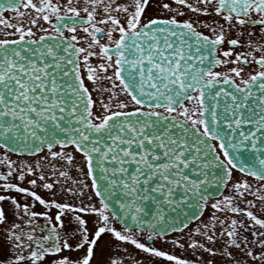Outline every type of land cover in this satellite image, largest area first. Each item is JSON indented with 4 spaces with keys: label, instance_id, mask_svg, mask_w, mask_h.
Here are the masks:
<instances>
[{
    "label": "snow or ice",
    "instance_id": "snow-or-ice-1",
    "mask_svg": "<svg viewBox=\"0 0 264 264\" xmlns=\"http://www.w3.org/2000/svg\"><path fill=\"white\" fill-rule=\"evenodd\" d=\"M0 26V264H264V0H0Z\"/></svg>",
    "mask_w": 264,
    "mask_h": 264
},
{
    "label": "flooded vegetation",
    "instance_id": "flooded-vegetation-1",
    "mask_svg": "<svg viewBox=\"0 0 264 264\" xmlns=\"http://www.w3.org/2000/svg\"><path fill=\"white\" fill-rule=\"evenodd\" d=\"M61 2H63V0H61ZM117 2H121V3H123V2H130V0H117ZM152 2L153 3H155L156 2V0H152ZM12 14H14V13H12V12H9V11H5L4 13H3V15H4V17H6V18H10V17H12L13 15ZM83 14V13H82ZM148 14L149 15H158V12H156L154 9H149V12H148ZM168 13H165V15H167ZM187 15H191V13H187ZM179 19H184V18H186V17H178ZM201 19H206L205 17H201ZM24 20H25V22H27V20H28V17L26 16V17H24ZM18 21H16V20H12V23H17ZM40 24H42L43 22L42 21H40L39 22ZM45 27L47 26V25H44ZM99 26V25H98ZM36 29H34V31H35ZM201 31H204L205 33H207V29H204V28H201L200 29ZM39 34V33H38ZM67 34V33H66ZM77 35L78 36H84L85 34L82 32V31H78V33H77ZM117 34H115L114 33V37L116 36ZM90 42V41H89ZM107 42V38L106 37H104V38H102L101 39V43H106ZM80 46H86V44H85V41H83V40H81L80 42ZM224 48L226 49L227 48V44L225 43V45H224ZM94 51H96L97 53L99 52V48L98 47H96L95 49H93ZM242 49H240V48H237V49H235L234 51H241ZM257 55H259V53H257ZM233 57H229V59L231 60ZM90 62L92 63V64H99V63H101L102 61H101V59H100V57L97 55V56H93V57H90ZM234 65H232L231 63H229V64H227V65H220V66H217L216 68H215V70L216 71H227V69L228 68H231V67H233ZM256 66L255 65H250V66H248V67H245V69H244V71H245V73H248V72H250V71H252L254 68H255ZM86 80L87 79H85V82H86ZM93 95V94H92ZM67 151H72L73 153H74V165H73V167L70 169V175L73 177V178H82V177H80V174L75 170V164H80V166L83 168V164H81L80 163V161H81V156H80V154L79 153H75V151H74V149H72L71 147H69L68 149H67ZM13 159H17V157H13ZM20 159H28V160H33V159H35V157H20ZM85 171H86V169H85ZM235 175H237V176H240V174L238 173V172H234L233 173V178H234V176ZM249 179V182L250 183H254V181H252V179L251 178H248ZM85 182L86 183H88L89 185H90V180H85ZM24 184L26 185V181L24 182ZM224 194H228V188H225L224 190ZM13 195H15V193H12ZM43 194V193H42ZM88 194H91V189H90V187H89V190H88ZM57 199H61V200H63V199H66V200H68L69 202H77L78 203V201H74L73 200V198L71 197V196H66V195H64V194H61L60 196H58L57 197ZM245 199H252V197L251 196H247V197H245ZM92 202L93 203H97V198L93 195V197H92ZM241 206H243V205H241ZM35 210H42L41 209V206H39L38 204H37V206H36V209ZM210 212H211V209L209 208V209H206L205 210V212H204V216H203V218H207L208 217V215L210 214ZM86 219H92V218H94V217H85ZM117 227H119V224H117L116 225ZM193 225H189V228H191ZM187 231V230H186ZM173 236H177V235H180L179 233H173L172 234ZM158 247H161L162 249H167L168 251H170V252H174L175 254H177V255H183V256H190V253H188V252H184L183 250H181V249H179V248H174L173 246H171V245H168V244H164L163 242H160V243H158V245H157ZM156 264H167V262H165V261H163V260H157L156 261Z\"/></svg>",
    "mask_w": 264,
    "mask_h": 264
},
{
    "label": "rangeland",
    "instance_id": "rangeland-1",
    "mask_svg": "<svg viewBox=\"0 0 264 264\" xmlns=\"http://www.w3.org/2000/svg\"><path fill=\"white\" fill-rule=\"evenodd\" d=\"M12 15H14V14H12ZM5 18H6V17H5ZM0 27H2V26H0ZM5 31H12V30H11V29H5ZM0 38H3V33H2V32H0ZM85 83H86V85H87L90 89L92 88V84H91V82H89V81L86 80ZM105 86H106V82H105ZM92 94H93V98L96 99L97 94H96L95 92H93ZM80 163L83 164V162H82V158H81ZM238 177H239V176L235 175L234 178H233V180L237 179ZM246 197H247V196H246ZM107 241H108V237L105 236L103 239L100 240V244H101V245H104ZM130 250H131V249H130ZM72 255H76V253H73ZM137 255L139 256V255H141V254L137 253ZM93 264H95V261H93Z\"/></svg>",
    "mask_w": 264,
    "mask_h": 264
},
{
    "label": "water",
    "instance_id": "water-1",
    "mask_svg": "<svg viewBox=\"0 0 264 264\" xmlns=\"http://www.w3.org/2000/svg\"><path fill=\"white\" fill-rule=\"evenodd\" d=\"M224 190V189H223Z\"/></svg>",
    "mask_w": 264,
    "mask_h": 264
}]
</instances>
